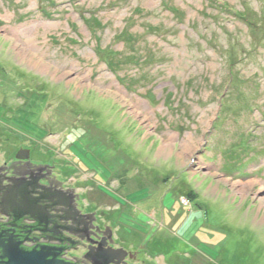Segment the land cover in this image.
Here are the masks:
<instances>
[{"label": "rangeland", "instance_id": "374dc122", "mask_svg": "<svg viewBox=\"0 0 264 264\" xmlns=\"http://www.w3.org/2000/svg\"><path fill=\"white\" fill-rule=\"evenodd\" d=\"M263 114L264 0H0V165L51 164L150 264H264Z\"/></svg>", "mask_w": 264, "mask_h": 264}, {"label": "flooded vegetation", "instance_id": "af4514ba", "mask_svg": "<svg viewBox=\"0 0 264 264\" xmlns=\"http://www.w3.org/2000/svg\"><path fill=\"white\" fill-rule=\"evenodd\" d=\"M17 153L0 165V264L2 247L40 253L47 264H150L147 242L114 236L54 166Z\"/></svg>", "mask_w": 264, "mask_h": 264}, {"label": "water", "instance_id": "95a60500", "mask_svg": "<svg viewBox=\"0 0 264 264\" xmlns=\"http://www.w3.org/2000/svg\"><path fill=\"white\" fill-rule=\"evenodd\" d=\"M16 158L18 160H28L29 158V151L23 150L19 151L16 155ZM74 189V188H73ZM105 225V224H104ZM110 228L111 227L107 226ZM10 237H6L5 239H9ZM3 249V254H4V259L6 262L4 264H47L45 261V257L41 255L40 253L37 252H22V251H16V252H10L6 253L4 248ZM101 258H103V255H100ZM89 259H91L90 255L88 256ZM3 259V258H1ZM108 260H106L107 262Z\"/></svg>", "mask_w": 264, "mask_h": 264}, {"label": "trees", "instance_id": "16d2710c", "mask_svg": "<svg viewBox=\"0 0 264 264\" xmlns=\"http://www.w3.org/2000/svg\"><path fill=\"white\" fill-rule=\"evenodd\" d=\"M221 7H222L226 12H228V13H232V14L235 13V11H234L232 8H229V7L225 6V5H221ZM86 23H87V22H86ZM95 25H98L97 22H95ZM237 80H238V78H235V82H236V83H237ZM222 101H223V99H222ZM223 104H224V103H223ZM223 104H222V102H220V105H221V111H220V112H221V113H222ZM221 113H220V114H221ZM263 115H264V114H263ZM249 136H250V135H249ZM250 137H251V136H250ZM242 139H243V140H242ZM241 140H242L243 142H245V138L242 137ZM246 140H247V139H246ZM239 147H240V148H239ZM239 147L237 146V147H234V148H233V150H232V152H233L232 155H233V156H235V153H234V152H235V150H234L235 148H237V154L244 153V151H246V150H247L246 152H250V153L252 152V150L247 149V148H249L248 145H242V146H241V144H240ZM238 148H239V149H238ZM233 156H232V158H234ZM188 197H190V198H194V195H193L192 193H189V194H188Z\"/></svg>", "mask_w": 264, "mask_h": 264}, {"label": "bare ground", "instance_id": "6f19581e", "mask_svg": "<svg viewBox=\"0 0 264 264\" xmlns=\"http://www.w3.org/2000/svg\"><path fill=\"white\" fill-rule=\"evenodd\" d=\"M24 150H26V149H24ZM85 202V201H84ZM119 228H120V226H119ZM148 244V243H147ZM149 248V247H148Z\"/></svg>", "mask_w": 264, "mask_h": 264}]
</instances>
